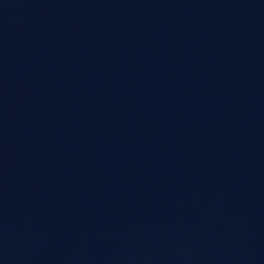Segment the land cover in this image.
<instances>
[{
  "label": "water",
  "instance_id": "95a60500",
  "mask_svg": "<svg viewBox=\"0 0 264 264\" xmlns=\"http://www.w3.org/2000/svg\"><path fill=\"white\" fill-rule=\"evenodd\" d=\"M0 264H264V0H0Z\"/></svg>",
  "mask_w": 264,
  "mask_h": 264
}]
</instances>
